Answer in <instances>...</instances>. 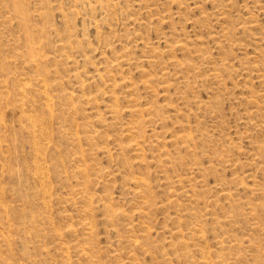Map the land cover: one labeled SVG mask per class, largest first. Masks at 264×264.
<instances>
[{
  "label": "rangeland",
  "instance_id": "obj_1",
  "mask_svg": "<svg viewBox=\"0 0 264 264\" xmlns=\"http://www.w3.org/2000/svg\"><path fill=\"white\" fill-rule=\"evenodd\" d=\"M137 263L264 264V0H0V264Z\"/></svg>",
  "mask_w": 264,
  "mask_h": 264
},
{
  "label": "bare ground",
  "instance_id": "obj_2",
  "mask_svg": "<svg viewBox=\"0 0 264 264\" xmlns=\"http://www.w3.org/2000/svg\"><path fill=\"white\" fill-rule=\"evenodd\" d=\"M41 81V80H40ZM45 90V89H44ZM51 96V95H50ZM47 98V97H46ZM49 98V97H48ZM50 99V98H49ZM116 99V98H115ZM48 100V99H47ZM51 100V99H50ZM52 102V101H51ZM53 102H54V100H53ZM52 108V107H51ZM53 111V110H52ZM50 115H51V113H49ZM27 117H28V115H27ZM32 121V120H31ZM36 121V120H35ZM37 123V122H36ZM35 123V124H36ZM33 128V127H32ZM40 129H42V128H40ZM42 133V132H41ZM190 140V139H189ZM38 144V143H37ZM9 146V145H8ZM41 148H42V146H41ZM44 148V147H43ZM37 149V148H36ZM38 152V151H37ZM39 153V152H38ZM42 154H44V153H42ZM42 154L40 155V156H42ZM46 154V153H45ZM44 154V155H45ZM115 216V215H114ZM121 216V215H120ZM198 228V227H197ZM85 231V230H84ZM10 242V241H9ZM210 255V254H209ZM89 258V257H88ZM138 264V263H137Z\"/></svg>",
  "mask_w": 264,
  "mask_h": 264
}]
</instances>
